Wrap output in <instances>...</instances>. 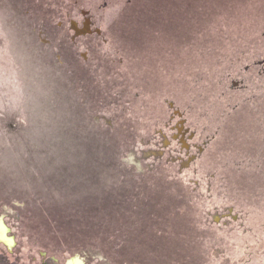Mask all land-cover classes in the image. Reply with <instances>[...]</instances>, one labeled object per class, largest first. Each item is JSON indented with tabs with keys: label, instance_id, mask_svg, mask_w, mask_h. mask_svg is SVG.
Returning <instances> with one entry per match:
<instances>
[{
	"label": "rangeland",
	"instance_id": "374dc122",
	"mask_svg": "<svg viewBox=\"0 0 264 264\" xmlns=\"http://www.w3.org/2000/svg\"><path fill=\"white\" fill-rule=\"evenodd\" d=\"M193 2L188 40L157 0H0V264H264V0Z\"/></svg>",
	"mask_w": 264,
	"mask_h": 264
},
{
	"label": "flooded vegetation",
	"instance_id": "af4514ba",
	"mask_svg": "<svg viewBox=\"0 0 264 264\" xmlns=\"http://www.w3.org/2000/svg\"><path fill=\"white\" fill-rule=\"evenodd\" d=\"M193 4H194L193 0H173V1L171 0V3L169 4H167V0L166 1L157 0L156 8L158 10L156 11V14L159 18L162 19L164 23L166 24L169 23V25L172 26V29L174 30L173 35L175 37L186 38L188 40H191L193 39L192 33H189L187 29L190 27L188 25L191 21L189 20V18L192 17L194 12ZM165 12H168L169 16H166ZM95 33L97 35H102V36L104 35L102 32L99 33L96 30L94 32H88L89 35ZM140 35L136 36V38H143ZM129 37L134 38L133 36H129ZM263 63L264 60H261L260 64ZM171 108L174 110L166 116L165 122L161 129L162 131L163 129L164 130L167 129L165 131L167 136H165L164 134L162 135L168 137L171 143L176 144L178 152L183 154L182 157L187 158L189 156L190 161L187 162L193 165L196 162V160L200 158L198 157V155L206 151L207 146L210 143L211 139L210 138L202 139L204 135L199 133V131L192 125V123L189 120V117L185 114V112H180L177 108H174L173 103H171ZM179 162H181V165L187 163L186 161L183 162L182 160L171 161L170 163L171 165L173 164L176 165ZM160 174L161 173H159V175ZM163 177L164 178H162L161 180L162 182H164L166 176ZM222 210L223 212L221 214L218 213L217 215L218 218L222 217V220L218 222L219 224L225 223V221L232 223L236 220V216L231 214L233 212L232 208L226 210L223 207ZM7 232L8 229L6 228V226L2 222H0V253L6 251V254L9 255L10 252H7L9 250V244L7 243L10 242V237L7 235ZM12 254H14V252L11 253L10 255ZM66 264H83V263L79 258L74 257L71 260H69Z\"/></svg>",
	"mask_w": 264,
	"mask_h": 264
},
{
	"label": "trees",
	"instance_id": "16d2710c",
	"mask_svg": "<svg viewBox=\"0 0 264 264\" xmlns=\"http://www.w3.org/2000/svg\"><path fill=\"white\" fill-rule=\"evenodd\" d=\"M208 1V0H207ZM142 13H144L143 11H142ZM156 15V13H154V14H152V16L151 15H148V17L146 18H144V19H149V18H153L154 16ZM197 16H200V14H197ZM155 19H158V17L157 16H155L154 17ZM159 20H161V19H158V21ZM170 26V30H171V32L173 31V33H174V30L172 29V26L171 25H169ZM191 29H192V27L190 26L188 29H187V31L189 32V33H192V31H191ZM184 32H186V31H184ZM173 33H170V37H172V38H175V39H186V38H179V37H175L174 35H173ZM129 35H132L131 33H129ZM192 37H194V34H192ZM130 39H134V38H130ZM197 129V128H196ZM198 130V129H197ZM199 133H201V132H199ZM202 134V133H201ZM211 141L212 140H210V143L209 144H211ZM209 144H208V146H209ZM208 146H207V149H208ZM230 207H229V205L228 206H226L225 205V209L226 210H228Z\"/></svg>",
	"mask_w": 264,
	"mask_h": 264
},
{
	"label": "bare ground",
	"instance_id": "6f19581e",
	"mask_svg": "<svg viewBox=\"0 0 264 264\" xmlns=\"http://www.w3.org/2000/svg\"><path fill=\"white\" fill-rule=\"evenodd\" d=\"M73 25L76 27V29L78 30H82V31H87V32H90V27H89V21H87L84 25V28L83 29H80V27L78 25H76L75 22H73Z\"/></svg>",
	"mask_w": 264,
	"mask_h": 264
}]
</instances>
